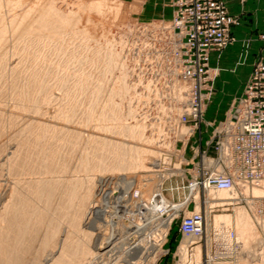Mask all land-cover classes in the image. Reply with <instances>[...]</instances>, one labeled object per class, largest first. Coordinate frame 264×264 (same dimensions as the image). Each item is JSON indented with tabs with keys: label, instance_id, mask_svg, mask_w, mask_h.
I'll list each match as a JSON object with an SVG mask.
<instances>
[{
	"label": "rangeland",
	"instance_id": "rangeland-1",
	"mask_svg": "<svg viewBox=\"0 0 264 264\" xmlns=\"http://www.w3.org/2000/svg\"><path fill=\"white\" fill-rule=\"evenodd\" d=\"M94 1L97 3L100 2L101 5H105V4L107 5V3L109 4L113 3L115 5H119L120 10L118 13H112L106 11L105 8L103 7L104 9L102 10V12H100L96 16V14H92V12L89 11L90 9L88 8V5L94 3ZM1 2L3 3V7H1L0 10L2 12L1 14L3 15L0 17V19L2 18L0 21V31L2 30V32H0V36H1L0 39H2L0 46L1 47L0 56L3 55L2 53L8 55L11 58V59L9 58L10 61L7 59L8 63L11 62V60L13 59L12 62L9 63L11 65L9 66L10 68L7 67L8 72L6 70H2L6 68V66H3L2 68L0 65V68H2L0 69L1 70L0 88L2 89L0 91L1 94L0 104L3 106V107L0 106L1 108L0 110H2V112L5 111L3 113L4 117L8 115L7 113H10V115L12 113L11 115L12 117L18 116L20 113H22L21 109L20 110L18 109L19 108L18 103L19 104L21 102L26 103L25 100L21 98L22 96L20 92L22 91L23 88L22 85H26L25 83H28L27 82L28 80L29 82H32L35 79H38L36 78V76L38 77L43 76L44 79L46 78L45 80H47L49 88L47 86L46 89L48 90L45 89L47 93H45L46 91L43 92L44 94H47L48 96L47 100L49 99V101L46 100L47 102L44 101L45 104L42 105L40 104L41 106H43V111H42L43 116L40 117L38 114L33 113V117L35 118V116L36 117L39 116L38 120L40 118L42 124H46V125L50 124L51 127L54 126L55 128L57 127L59 129H64V130L67 127H69L67 130H65L66 134H64L66 136V140L63 139L65 140L63 141V147L67 151L63 149V147L61 150L62 156L66 157L67 162L68 160L70 161V163L68 162L69 173L67 174L69 175L74 174L78 177V179H80V177L84 179L85 177L89 176L90 178L89 177L87 178L90 179V182L92 180L91 183H93L92 185L95 187L93 188L92 196L88 208L91 206L97 208V209L95 208L96 212L94 213L95 217H98L97 218L98 223L96 226L99 228V230H101L102 233L99 231L101 235L105 236L106 238L108 236L107 244L108 246L112 245L111 247H115L117 243L118 244L120 243L119 238L120 237L122 238L123 233L125 232L122 230L123 226L128 227L130 226V224L140 221H142L143 223V221L145 220L146 217L145 211L139 210L137 204L138 203L141 204L142 202H144L145 204L146 201L150 204L153 202L152 199L153 197L152 198L138 197V191L136 190V186L139 185L137 186V189L143 186V181L140 178V176H143L142 174L156 173L155 170L154 171L153 170L146 171V170L149 169L152 163L155 162L156 158H161L158 160L160 166H155L154 168L161 170V172L164 175H166V178L163 183L164 186L162 189L163 194L170 201L176 203L183 202L182 203L183 205L177 208V210L175 208L167 212L162 210L161 212L159 211L160 213L163 214H161L162 221L159 220V222H156L158 227L155 223L150 224L149 230L153 228V230L150 231V233L152 234L151 236H156L155 240L157 241V246H156L157 248L155 251L152 252L153 254L150 256V258L152 257V261L150 259L151 262L150 264L152 263L180 264V262L183 261L188 254H190L189 250H187L190 243L189 244L184 243L185 240H187L189 237H186L180 231L181 222L185 216L190 215L196 209L198 201L200 204V210L203 213L205 212L206 214V209H207V205L205 202L206 197H204L203 194L202 197H196V199L198 200L197 203H195L193 197H190L191 199L188 202H185L189 198L186 196L189 193L188 186H189V179L191 178L190 169H193L194 167L193 163L199 160V157H196L194 158V160H192L194 154V147L199 146L200 148H204L202 147V142H204V140H206L208 137H209L208 140L211 139L213 131L217 126V125L215 126V124L213 123L207 122L205 120V117L209 121H216L217 124L226 120L230 115L231 113V112L229 113L230 103L233 100L232 97L236 93V88H237L236 80L234 79L231 80L230 82H227L225 81L227 80V77H225V79H221L220 81L218 77L220 76L221 69L218 66L210 65V60H211L210 57L209 66L213 72L212 92L203 111V117L200 121H198V126L196 127H194L195 125L194 122H188L184 124L180 122V117L186 109L185 106L187 99L186 91L189 88L190 85L189 82L183 78H179L178 81L176 82L172 81L169 83L170 74L169 73L166 74L163 71L158 72L157 71L158 67L152 66L150 59L146 58V54H144L143 52H138L140 51L139 47L141 46V41L143 42L144 46L150 45L149 42L150 33L145 32L143 30V26L145 25L151 26V25H155L156 23L169 20L168 18L172 12L173 0H92V1L91 0H11V1L2 0ZM1 4L0 6H2ZM49 4L51 5V7ZM52 7L57 9L59 13L64 12L63 14L68 13L70 16H72L70 17L73 19L71 25L73 23L75 24L76 22L77 25L75 26L78 27L74 28V24L72 25V27L71 25H68L60 30L58 37L57 36L47 37L48 36L47 32L46 33L44 32L47 35H45L44 33L38 34V32L34 29L33 31L31 30V34H29L30 32L27 33L30 35V37L27 36L25 32L24 34L19 33L18 31L19 29L23 28V30L25 31V28L27 27L29 28L30 25L37 19V17H39L38 15L44 11L43 10L44 8L46 10V9H51ZM35 10L38 13H36ZM22 12L25 13V15L27 16L24 18V20H22L23 22H21V26L19 24L20 26V27L18 26L19 28L16 26L18 28L17 29L15 27V25H17L15 24V21L17 17H21V15L23 14ZM89 12L91 15L89 14ZM234 16L238 18V23L232 26V28L234 27L233 32L231 28V34L233 40L224 49L220 51H216L218 53L217 61L220 60L221 53L225 49L227 48L229 49L231 47L232 49H235V47H237L235 45L239 44L238 48L240 49V62L243 63L249 57L251 48L253 47L252 46L253 40L256 41L260 40L264 42V28L261 30L256 29L252 33H250L249 36H245L242 39H238L235 34V30L236 28L238 30L242 29L241 27H238L241 21H240V17H238L237 15ZM88 18L89 19L92 18L91 21ZM3 21L5 22V24ZM78 22L80 24H78ZM243 23L248 24L249 20L245 19L243 20ZM6 24L9 26H7ZM11 26L12 27L14 26L13 29ZM21 30L20 32H22ZM32 32H34L35 34L37 33L36 34L37 36ZM19 34L21 35L23 34L25 35V37ZM34 35L37 37L38 40L35 39L36 37ZM38 36L40 37V39L38 38ZM42 37L46 39H43ZM31 39L33 40L35 39V40L32 41ZM155 42L158 43L157 41ZM110 46L114 49H111ZM146 49L148 50L149 46H147ZM110 50H114V52H116L117 50L119 53L116 52L117 54L115 53V56L120 55L117 56L118 58L116 57L117 58V60L115 61L116 63L112 65L111 69L108 68L109 66L107 67L108 62L106 60V59L109 60L108 51ZM14 60L20 61L18 62L19 64L16 63V61ZM12 66H14L15 71ZM12 69L14 72H12ZM18 70L19 72H17ZM32 71H36V75H34L35 73ZM37 71L39 74L37 73ZM10 72L13 73L12 76ZM16 72L18 73L17 75ZM29 73H30L29 78L31 77L30 79L27 78ZM13 75L15 76L13 77ZM33 75L35 76V79L33 78L34 77ZM121 78H124L125 81L123 82L127 87L126 88L127 90H124L123 93H120L115 88L117 87V83L120 80H122ZM179 85L186 87L184 89L185 91L184 100H177V98H175L177 96L175 95L177 94L176 89L179 87ZM17 91L19 96H17L16 94ZM32 91L33 92L35 91L34 93L36 94V96L40 92L39 90V92L36 93L38 89L37 90L32 89L31 92ZM25 92L26 91H23L24 94ZM117 92L119 94H117ZM242 96L238 97L235 100L234 105L239 101V99ZM35 101L37 102L38 100L36 99ZM39 101L41 100L39 99ZM28 102L30 103V100ZM44 102L42 100V102L40 103H44ZM59 107L61 109H59ZM71 107L73 110H70ZM114 107L116 108L118 107L117 110ZM62 108L64 111L62 110ZM58 109L60 111H63L62 115L64 113H65L64 116L67 115L66 116L67 119L69 118L68 121L64 116H63L64 118H60L62 117V115L60 111L59 113L61 116L58 114ZM110 110L111 111L114 110V114H111L112 112ZM102 111L104 112V114H106L105 116L103 115ZM2 112L0 111V113ZM71 113L73 117L70 115ZM115 114L117 116V117L115 116L116 118L114 117ZM89 115H91V118H87V116ZM109 115L110 117L108 118ZM9 117L10 116L8 115L7 118ZM64 124L66 127L63 126ZM121 125L122 126L130 125L131 127H134L135 134H133L132 136V134H129L128 132H122L121 131L122 128L120 129V127H122ZM202 125L203 128L201 127ZM107 126L112 127L114 130L110 129ZM114 127H116V129L118 130H115ZM106 128L108 131H106ZM189 128H194V132L190 137L188 135ZM198 132L200 133V139L199 137H197L198 141L197 143H194L192 141L193 135ZM207 132H209L210 135H208L209 133ZM99 141L101 143H99ZM207 141H205L204 143H207ZM64 144L67 145V147L70 149L64 146ZM124 144H125L124 150L126 149L130 151L132 145L134 147H137L139 145L140 147L146 146L147 148L149 147V149L155 150L156 154L148 157L149 158L148 161L144 163V166L146 167L144 169L140 168L132 171L128 168H127L128 170H126L125 168L122 169V171H120V169L116 170L117 166L115 164H113L114 169H112L113 168L112 164H111L112 166L110 165L111 168H108V163H110V161L114 162V158H115L113 156H111L113 157L112 158L113 160L111 159V157L110 159L107 158L109 157V155L112 154L109 152L111 151L115 152L116 150L115 148H117L118 146H119L118 149L122 148L121 150L123 152ZM210 151L211 153L214 152L212 149H210ZM63 154H65L66 156ZM101 155L102 156L105 155V157L107 156L106 157L107 159L105 158L104 160L103 158H100L102 157ZM95 158L97 161L95 160ZM87 159H89L88 161L89 164L86 161ZM101 159H103L105 162L103 160L101 161ZM102 162L107 164L106 168L108 169L106 170V174H108L109 172L110 175L107 176L108 177L107 180L106 178L101 176V174L104 173L105 171V167H104L105 165L103 164L104 165L103 167L102 165H100L102 164ZM99 165L100 167H98ZM109 169L110 171H108ZM170 172L172 174L167 178V176L169 175L168 173ZM110 173L113 174L111 175ZM139 179H141L142 182L139 181ZM157 179L158 178L155 177L154 182H156ZM224 191L228 193V190L227 191L224 190ZM224 191H220V192H224ZM228 196L229 193L227 195V198ZM216 197H218L217 194L215 195V197L212 198L218 199ZM141 198L143 199V201ZM94 200H96L95 201L96 204L93 203ZM218 201H222V200H217L216 202ZM213 202H215V200L211 201L210 203ZM250 203L251 201L249 202L245 201L238 204L234 203V205L227 206L226 208L225 207L215 208V210H213L212 212L210 211V213H208L207 223L209 222L210 228H208L206 235H204L201 240L194 239L192 241L193 242L192 247H194L193 250L195 251V253L196 251H198L197 249L198 245L201 249L200 253L197 252L199 254L198 256L193 254V259L195 261L196 260L200 261L201 259H204L207 252H210L212 255L217 257L221 256L222 252H228L229 254L231 253L230 255H234V256H236L239 253V251H237V249L235 248H232L230 250L224 249V245L226 244L227 241L218 237L217 235L218 233L214 230V226H213V221L216 215H220V214L227 216L230 215L229 217H231L232 225L234 226L235 215H236L235 213L236 211H238L239 209L238 207H240V209L242 208L246 210L245 212L246 213L248 212L247 214L251 215L252 220H254L256 223L257 229L259 231L261 230L262 226L259 225L257 219L253 216L254 207H251ZM235 208L238 209H236L235 211ZM256 208L259 209V207ZM88 210L89 209H87V211ZM172 213L174 214V216ZM86 217L87 216L85 215L81 219L80 226L81 228L87 230L90 224H88ZM113 217L118 219L120 223L118 224L119 221L116 222L117 220H115ZM168 217L170 218L169 225L164 224L165 221H167L166 218ZM112 218L116 223L112 222ZM63 220H62L63 223L62 225H63V229L65 230L67 228L66 225L68 224L67 222L68 219L66 220L65 218ZM262 223L263 222H260V224ZM44 226L46 225H43L42 227L43 229H41V231L39 232V237L40 235L42 237L44 235L43 234V232H45ZM117 229L119 230L116 231ZM113 230L114 232L111 233V231ZM116 232H118V234L120 235L116 234ZM64 233H66V231ZM261 236L263 235L261 234ZM39 237H36L35 240H37V238ZM59 237L60 236H57L55 240L60 242L61 240ZM39 239L43 240V238L41 237ZM39 239L38 242H41L42 240L40 241ZM109 239L111 241H109ZM34 241L32 243H34ZM235 241H236V237H233L232 239L233 244L235 243ZM38 242L35 241L34 246H32L31 248L32 256L34 255V253H36V251L34 253L32 252L34 251V249L37 250L41 248L42 250L43 248H45L41 246L43 245L42 242L40 243V245ZM46 250L47 248L43 249V252H40L41 254L44 253L43 254L44 257L42 256L40 260L43 262V263L41 262L42 264H44ZM184 251L187 252V255L185 254L186 256L183 255ZM258 251L261 252L260 250ZM122 255L123 254H121V256ZM30 258L32 259V257ZM252 258L253 257H251V259ZM30 260L28 264H31L32 260L31 262Z\"/></svg>",
	"mask_w": 264,
	"mask_h": 264
},
{
	"label": "bare ground",
	"instance_id": "bare-ground-1",
	"mask_svg": "<svg viewBox=\"0 0 264 264\" xmlns=\"http://www.w3.org/2000/svg\"><path fill=\"white\" fill-rule=\"evenodd\" d=\"M1 1L2 0H0V2ZM99 3L94 1V3H91L90 5H88V8L90 9V10L89 9L88 10L91 11L92 14H96V16L100 12H102V10L104 8L106 11H109L112 13H118L120 10L119 5H115L113 3L112 4L107 3V5L106 4L101 5V3L100 4ZM1 5L2 6H0V8L3 7V3ZM50 7H51V5H50ZM6 10H7V8H6ZM36 10H35V12H36ZM43 10L44 11L40 13L41 15L39 14L38 15L39 17H37V19L32 23L33 25L31 24L29 28L28 27L25 28V31L23 30V28H21L22 30L19 29L18 30L19 33L24 34V32H25L27 34L30 32L29 34H31V30L33 31V29H34L38 32V34H40V33L43 34L44 32L45 33L47 32L48 33L47 37H50V36L51 37H56V36L58 37L61 29H63L64 27H66L68 25H71V22L73 19L70 18L72 16H70L68 13H66L68 15L63 14L64 12L59 13V11L53 7L51 9H46V10L44 8ZM1 13L2 12L0 10V17L3 15ZM36 13H38V12H36ZM89 14H90V12H89ZM26 16L27 15H25V13H23L21 15V17H17V19L15 21V24H17V25H15V27L16 26L18 27L19 24L21 26V22H23L22 20H24V18ZM1 19H0V21H1ZM91 19H89V20L91 21ZM74 21H75V18H74ZM4 24H5V22H4ZM78 24H80V23L78 22ZM9 25H10V23H9ZM9 25H7V26H9ZM72 25H71V27H72ZM75 25H77L76 22L74 24V28L78 27ZM13 27H12V29H13ZM83 27H84V25H83ZM7 28H9V27H7ZM20 30L22 32H20ZM36 31H34V32H36ZM0 32H2V30ZM34 32H32V33H34ZM15 34H17V33H15ZM29 34H27V36L30 37ZM19 35H21V34H19ZM45 35H47V34H45ZM79 35H80V33H79ZM23 36L25 37V35H23ZM32 37H33V34H32ZM38 38L40 39L39 36H38ZM35 39H37V37ZM43 39H46V38H43ZM31 40L34 41L33 39H31ZM3 41H4V39H3ZM1 42H2V39H0V46H1ZM113 42H114V40H113ZM35 44H36V42H35ZM0 49H1V47H0ZM111 49H114V48L111 47ZM108 52H109L108 53L109 54V57H108L109 60L106 59L108 62L107 67L109 66L108 68L111 69L112 65L114 63H116L115 61L118 58L117 56H120V55L115 56V53L118 52L117 50H116V52H114V50H110ZM2 54H1L2 56H0L1 67L3 68V66H6V68L7 67L10 68L9 66H11V65L9 63H11L13 59L11 60V62L8 63L7 59L9 60L10 57L8 55H6L5 53H2ZM4 54H5V56H4ZM6 56H8V57H6ZM12 58H14V57H12ZM18 60H20V59H18ZM14 61H16V60H14ZM18 62H20V61H16V63H18ZM7 63H8V65H7ZM13 64H15V63H13ZM126 66H127V64H126ZM12 67L15 71L14 66H12ZM121 67H122V65H121ZM2 68H0V69H2ZM6 68H4L2 70L7 71L8 68L7 69ZM13 69H12V72H14ZM12 72H10L11 76L13 74ZM17 72H19V70ZM17 72H16V75L18 74ZM32 72H34L35 73L34 75H36V71H32ZM37 73H38V71H37ZM29 75H30V73L28 74V77L26 76L28 79L31 78V77L29 78ZM14 76L15 75H13V77ZM39 77L36 76V78H38V79H35V76H34L33 78L35 80L34 81L31 80L32 82H29V80L27 81V79H26V81L28 83H25L26 85H22L23 86L22 91L18 90V91H21L20 93H21L22 97L21 96L20 97L22 99H24L26 102V103L21 102L20 104L18 103V107H19L18 109L19 110L21 109V111H22V113H20L21 115L18 113L19 115L15 114L18 116L13 115L14 117H12L11 116L12 113H11V115H10V113H7L10 116L9 118H7L8 115H6V117H4V114H3L5 111L2 112V110H0L2 112V113H0V114H2V115H0V264H28L29 260L31 259L30 257H32V259H31L32 262L30 260L31 264H38L39 262H40L39 264H42L43 262L40 260H41L42 256L44 257V255H43L44 253L41 254L40 252H43V249H45V248H47V250H46V256L44 258V264H150L151 263L150 259L152 261V257L150 258V256L153 254L152 252L155 251L157 248L156 247L157 241L155 240L156 236H151L152 234L150 233V231H152L153 228L151 230H149L150 224L155 223L157 225L156 222H159V220L162 221V218H161L162 215L161 214H163V213H160L161 210L167 212V211H170V210L175 209V208L177 210V208H179L181 206L180 203L170 201L163 194L162 189L164 186L163 183H164V180L166 178V175H164L161 172V170L154 168L155 166H159L158 160L161 158H156L155 162L152 163V165L149 167V169L146 170V171H152V170L154 171L155 170L156 173L142 174L143 176H140V178L143 181V186L140 185L141 187L139 189H137V186H139V185L136 186V190L138 191V197H151V198L153 197L152 198L153 202L150 204L147 201L145 202V204H144V202H142L141 204L136 203L138 205L139 210L145 211L146 217L143 216V217H145V220H144L145 222L144 221H143V223H142V221L135 222L133 224H130V226H128V227H124L122 225L123 226L122 230L125 232L123 233V231H122V233H123L122 238L120 236H118L121 238V239L119 238L120 243L119 244L117 243L115 247H111L112 245L108 246V244H107L108 236L106 235L107 236V238H106L105 236L101 235L99 233V231L101 232V230H99V228L96 226L98 223V221H97L98 217H95L94 213L96 212L95 210L97 208L92 207V206L88 208V205H89V202H90V199L92 196V191H93V188L95 187L92 185L93 183H91L92 180L90 182L89 176H87L89 178L85 177L83 179L80 177V179H78V177L74 174H70V175L67 174V173H69L68 162L70 163V161L68 160V162H67L66 157L62 156L61 150L63 147V141L66 140V136L64 135V134H66L65 130H67L69 127H67L65 130L59 129L57 127L55 128L54 126L51 127L50 124L49 125L42 124L40 118L38 120L39 116L40 117L43 116L42 115L43 106H41V105L45 104V102L49 101V99L47 100V98H48L47 94H44V92L46 90H48V89H46V87L48 86L47 80H45L46 78L44 79L43 76H41L40 78ZM121 79L122 80H120L119 82L117 81L118 82L117 87H115V88L120 93H123L124 90H127L126 89L127 87H126L125 83L123 82V81H125L124 78H121ZM178 79H179V77L177 75H174L172 81L176 82V81H178ZM186 81H188V80H186ZM180 85H182V84H180ZM180 85H179V87L177 86L178 88L176 87L177 88L176 89L177 94H175V95H177V96L175 98H177V100H184L185 99L184 89L186 87L180 86ZM48 88H49V86H48ZM16 89H18V88H16ZM32 89L33 90L38 89V91H36V93L39 92V90H40V92H39L40 95L37 94V96H36V94L34 93L35 91L31 92ZM1 90L2 89L0 88V91ZM18 91L16 93L17 96H19ZM23 91H26L25 94L23 93ZM128 91H129V89H128ZM45 93H47V91ZM22 94H24V95H22ZM117 94H119V93L117 92ZM17 98H19V97H17ZM21 98H20V100H21ZM36 99L38 100L37 102L35 101ZM39 99L41 101H39ZM29 100H30V103L28 102ZM42 100H43V102L44 101L45 102L40 103V102H42ZM34 102H36V103H34ZM0 106H2V105L0 104ZM117 106H119V105H117ZM114 108H116V107H114ZM117 108H116V110H117ZM59 109H61V108L59 107ZM59 109H58V114L60 115ZM112 109H113V107H112ZM62 110H63V108H62ZM70 110H73L72 107L70 108ZM63 111H60L61 115H62ZM111 112H112L111 114H114V110ZM33 113H36L39 116L36 117L35 116L36 114H35L34 115L35 118H34ZM64 114L60 118H64L67 116V115L64 116ZM70 115L72 116V113ZM103 115L105 116L106 114H104V112H103ZM115 116H116V114L114 115V117ZM109 117H110V115L108 116V118ZM87 118H91V115L87 116ZM35 119H37V120H35ZM120 119H121V117H120ZM66 120L68 121L69 118L67 119V117H66ZM88 120H87V122H88ZM65 124L63 126H65ZM114 124H115V122H114ZM129 126L123 125L122 127H120V129L122 128L121 129L122 132H128L129 134H132V136H133V134H135V131H134L135 128L131 127V126L129 127ZM150 126H151V124H150ZM65 127H63V128H65ZM107 127H109L110 129H113L110 126H107ZM114 128H115V130H118V129H116V127H114ZM137 130H138V127H137ZM106 131H108L107 128H106ZM49 133H52V134H49ZM69 133H70V131H69ZM74 133H76V132H74ZM79 138H80V136H79ZM63 139H65V140H63ZM112 142H114V141H112ZM99 143H101V142L99 141ZM78 144H77V146H78ZM111 144H113V143H111ZM64 146L67 147V145H65V144H64ZM104 146H106V145H104ZM138 146L134 147L132 145V148L129 151L126 149L124 150V147H125V144H124L123 152L121 150L122 148L118 149L119 146L117 148L114 147L116 149L115 152L114 151L112 152L110 149L111 152H109V153H112V154L109 155V157H107V156L106 157L110 159V157L113 156L115 158H114V162L110 161V163H108V168H111L110 167L111 164L112 165L115 164L118 168V169L116 168V170L120 169V171H122V169H125V168H126V170L130 169L132 171L140 169V168L141 169L146 168L144 166V163L148 161L149 156L156 154V152H155V150L149 149V147L147 148L146 146L145 147L144 146L138 147ZM120 147H121V145H120ZM103 148H106V147H103ZM63 149H65V148L63 147ZM68 149H70V148H68ZM94 149H96V148H94ZM102 151H103V149H102ZM71 152H72V149H71ZM63 155H65V154H63ZM89 155H90V153H89ZM106 157L104 155L100 158H103L105 160ZM113 157H111V159ZM100 158H99V160H100ZM150 158H152V157H150ZM103 159H101V161ZM95 160H96V158H95ZM86 161L88 163L89 159H87ZM104 162H102V164H100V165H102V167L105 165L104 166L105 171H104V173L101 174V176L106 178V180H107V178H108L107 176H110L109 172H108V171H110V169L107 171L108 174H106V170L108 168H106L107 164H105ZM107 162H108V160H107ZM82 163H84V162H82ZM98 163H99V161H98ZM100 165L98 167H100ZM85 166H87V165H85ZM112 167H113L112 169H114V165ZM123 171H125V170H123ZM29 174H31V175H29ZM168 174L169 175L167 176V178L169 176H171L172 173L170 172ZM153 175H154V178H153ZM78 176H79V174H78ZM155 177L158 178L156 182H154ZM141 179H139V181H141ZM104 181H105V179H104ZM102 182H103V180H102ZM128 188H130V187H128ZM101 190H102V188H101ZM220 191H224V190H211L209 192V195H210V197H215V195L217 194L218 197H216V198L221 199V198H227L228 193H230L229 191H228V193H226L225 191L224 192H220ZM255 192L261 194L264 191L260 188H257V189H255ZM107 195H105V196H107ZM95 196H96V194H95ZM95 201L96 200L93 201L94 204H96ZM142 201H143V199H142ZM42 203H43V205H42ZM238 208H235V211H236V209H238V211H236V213H235L236 215H235V223H234L235 225L234 226L232 225L231 217H229L230 215L227 216V215L220 214V215H216L214 218V221H213L214 230L218 233L217 234L218 237L227 241L229 246H231L232 239H233V237L231 236V232L234 231L236 240L241 241L244 251L250 253V255H247V256L245 254H242V255L239 254V256L236 258V264H264V243H263V241H264L263 236L264 235L257 229L256 223L254 220H252L251 215L247 214L248 212L246 213L245 212L246 210H244L242 208L240 209V207H238ZM87 209H89V210L87 211ZM196 210H200L199 201L197 203ZM85 215L87 216L86 219H87L88 224H90V226L87 230L81 228V226H80L81 225L80 224L81 219ZM96 216H98V215H96ZM173 216H174V214H173ZM169 217L166 218L167 221H165L164 224L169 225V223H170ZM65 218H66V220L68 219V221H67L68 224L65 222L67 224L66 225L67 228L64 230L63 225H62L63 224L62 220ZM113 218L115 220H117L116 222L119 221L115 217H113ZM113 218H112V222H115L113 220ZM171 219H172V217H171ZM257 222H263L262 218H257ZM119 223H120V221L118 222V224ZM43 225H46V226H44L45 232L42 231L44 234L43 237L40 235V237L43 238V240H42V239H39L40 238L39 232L41 231V229H43L42 228ZM64 227H65V225H64ZM157 227H158V225H157ZM208 227L210 228L209 222H208ZM118 230L119 229H117L116 231H118ZM65 231H66V233H64ZM112 232H114V230L111 231V233ZM116 234H118V232H116ZM261 234L263 236H261ZM118 235H120V234H118ZM57 236H60L59 237L61 240L60 242L55 240V238ZM36 237H39V238H37V240H35ZM186 237H189L184 242L187 244L191 243L194 239L197 238L194 236H186ZM38 239L40 241L42 240L41 242L43 245H41V246H43L45 248H43L42 250H41V248H39L40 250L39 249L35 250L33 248L34 251H32V252L34 253L36 251V253H34V255L32 256L31 248H32V246H34L35 241L38 242ZM33 241H34V243H32ZM109 241H111V240L109 239ZM109 241H108V243H109ZM41 242H38L39 245ZM116 242H118V241H116ZM38 247H36V248H38ZM197 249H198V251H196V253H195L196 256L199 255L197 252H199V253L201 252L199 245L197 246ZM258 250H260L261 252H259ZM121 254H123V255L121 256ZM185 254L187 255V252L184 251L183 255H185ZM251 257H253V258L251 259ZM153 260H154V258H153Z\"/></svg>",
	"mask_w": 264,
	"mask_h": 264
},
{
	"label": "built area",
	"instance_id": "built-area-1",
	"mask_svg": "<svg viewBox=\"0 0 264 264\" xmlns=\"http://www.w3.org/2000/svg\"><path fill=\"white\" fill-rule=\"evenodd\" d=\"M173 4L172 19L143 26V30L150 33V45L147 50L141 41L138 52L146 54L152 66L158 67V72L169 73V83L174 75L188 80L186 109L180 122H194L196 127L212 92L210 55L224 49L233 40L231 28L238 23V18L230 14L227 0H174ZM193 132L194 128H189V137ZM206 145V148L194 147L192 160L196 157L199 160L190 169L186 196L189 198L185 201L193 197L197 203L196 197L203 194L206 214L195 209L184 217L180 231L185 236L201 240L209 228L207 215L210 211L251 201L253 216L263 220L262 224L258 223L264 235V192H255L257 188L264 191V57L256 62L243 96L233 106L228 118L215 127ZM210 149L214 152L211 153ZM211 190H228L230 193L228 198L214 199L209 195ZM231 236L235 237L234 231ZM192 244L187 249L190 254L180 264H236L239 254L250 255L244 251L242 242L236 240L230 248L227 242L224 245L226 250L237 249L236 256L222 252L217 257L207 252L204 259L195 261Z\"/></svg>",
	"mask_w": 264,
	"mask_h": 264
},
{
	"label": "crops",
	"instance_id": "crops-1",
	"mask_svg": "<svg viewBox=\"0 0 264 264\" xmlns=\"http://www.w3.org/2000/svg\"><path fill=\"white\" fill-rule=\"evenodd\" d=\"M174 1V0H173ZM227 6L229 12L232 15H237L240 17V24L238 27H241V30L236 28L235 34L238 39H242L245 36H249L254 30H261L264 28V0H228ZM175 6L172 4V12L168 19H172L174 16ZM249 20V25L247 23H243V20ZM248 25V26H247ZM234 31V27L232 28V32ZM235 49L227 48L221 53L220 60L217 61L218 53L213 51L210 55V65L211 66H218L220 71V76L218 77L219 80L225 79L227 77V82L231 80H236L237 88L236 93L233 95V100L230 103L229 113L231 112L235 100L244 94V90L246 84L253 73L255 63L261 58L264 57V42L263 41H256L253 40L252 48L247 60L243 63L240 62V49L239 44L235 45ZM240 63V64H239ZM217 78V79H218ZM217 81V80H216ZM219 81V82H220ZM205 120L207 122L216 124V121H209L208 119ZM203 128V125L201 126ZM204 132V129H203ZM209 133V132H207ZM204 135V134H203ZM210 135V133L208 134ZM200 139V133H196L193 135L192 141L197 143L198 138ZM203 139V136H202ZM209 137L204 140L207 141ZM202 142V147L206 148V143ZM199 145V144H198Z\"/></svg>",
	"mask_w": 264,
	"mask_h": 264
}]
</instances>
